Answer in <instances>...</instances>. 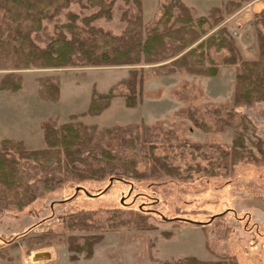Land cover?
<instances>
[{
    "label": "rangeland",
    "instance_id": "1",
    "mask_svg": "<svg viewBox=\"0 0 264 264\" xmlns=\"http://www.w3.org/2000/svg\"><path fill=\"white\" fill-rule=\"evenodd\" d=\"M141 1L146 35L157 23L162 10L158 0ZM185 2L197 6L205 15H199ZM185 2L194 9L195 19L209 17L215 7L222 9L224 20L249 5H252L250 10L264 8V0H254L242 3L235 13L227 14L224 7L228 0ZM73 9L80 11L78 6ZM124 11H127L126 19ZM243 11L239 14L240 22L230 25L231 30L224 21L201 34L199 42L212 37L211 49L207 51L209 59L219 60L225 52L215 48L222 25L231 32L240 53L247 55L245 58L258 57L253 19L261 11L250 16L252 18ZM83 13L90 14L89 11ZM134 13L132 5L116 0L112 19H101L97 24L121 36ZM3 15L0 10V18ZM198 43L187 50L197 48ZM200 51L198 49V53ZM209 59L200 63L201 69L211 67ZM217 66L215 76H205L183 71L169 73L171 69H160L157 65H140L138 68H143L144 76L141 103L130 108L119 97L97 116L86 113L92 91L106 93L128 76L132 67L8 71L21 77L25 75L28 87L35 86L36 82L38 89V79L59 78L58 101L41 100L40 108L41 118L54 120L57 127L73 123L96 126L101 131L142 124L144 129L138 134V141L131 140L128 146H121L118 140L110 142L119 157L136 160L140 176L138 180H131L132 184L114 182L110 187L109 178L68 182L62 188L46 192L22 212L0 211V264H36L34 254L42 250L53 251L54 261L38 264H175L176 260L189 256L205 261L235 258L240 264H264V156L256 147L258 138L264 139V104L250 110L248 119H244L242 113H232V119L228 117L226 112L232 110L234 100L236 69ZM117 93L122 94V89ZM216 107L224 110L220 116L214 112ZM189 111H196L197 117L207 124L197 126L189 119ZM227 120L231 124H223ZM239 135L244 138L242 154L246 159L236 165L227 159L222 169H216L215 154L191 151L185 146L219 145L226 149ZM43 147L46 148V144ZM153 156L163 159L173 172L161 168ZM41 176L38 175L37 180ZM78 187H84L94 197L83 191L77 193ZM2 190L0 183V192ZM84 212L94 213L88 224L95 229L71 230L64 226L65 218ZM217 214H222L223 218L206 226L198 224L209 222ZM143 224L152 229H143ZM91 235H103V240L94 245L91 257L68 251L69 239L82 244ZM71 257L76 259L72 261Z\"/></svg>",
    "mask_w": 264,
    "mask_h": 264
},
{
    "label": "trees",
    "instance_id": "2",
    "mask_svg": "<svg viewBox=\"0 0 264 264\" xmlns=\"http://www.w3.org/2000/svg\"><path fill=\"white\" fill-rule=\"evenodd\" d=\"M121 1L126 6L132 5L135 8V16L128 19L126 32L117 36L97 24L98 20L112 19L116 0H0V10L4 12L0 18V70L132 67L128 76L106 93L95 89L92 91L86 113L97 116L119 97L130 108L141 103L144 76L143 68H138L140 65H157L160 69H171L169 73L183 71L215 76L218 73L217 65L220 64L236 69L232 110L225 111L228 117L232 119V113H242L243 118L248 119L250 110L264 104V10L253 19L259 44L256 60L243 58L225 25L218 29L220 41L215 47L217 51L225 52L219 60H215L209 59L207 52L211 49L212 37L199 41L201 34H206L208 29L225 21L219 7L213 8L209 17L195 19L194 9L182 0H158L162 15L144 35L142 1ZM250 1L254 0H228L224 8L227 14H233L242 3ZM73 6H78L80 11L76 12ZM83 11H89L90 14ZM126 16L127 11H124L123 18L126 19ZM196 43L197 48L187 50ZM198 49L201 50L200 53ZM205 59H209L211 66L206 70L201 69L200 64ZM38 83L43 100L58 101L59 78L42 77L38 79ZM21 87L22 77L14 73L7 74L1 82L3 90L17 92ZM118 89H122L123 93L118 94ZM223 111L218 107L214 110L218 116ZM196 113L189 111L187 115L197 126L204 127L207 123L200 116L197 117ZM54 122L49 119L41 125L46 148L28 150L23 143L14 141H3L0 144V183L4 187L0 192L1 212H22L46 192L62 188L68 182L109 178L111 187L114 182L132 184L131 180H138L140 175L136 170V160L119 157L112 150L110 142L118 140L122 143L121 146L132 144L131 140L137 142L144 125L114 126L98 131L96 126L65 123L57 127ZM241 122L244 124L243 120ZM223 124H231V121L227 120ZM246 128L244 125L243 129ZM258 139L256 147L264 156V139ZM185 146L191 151L215 154L218 158L216 169H222V163L227 159L232 165L246 159L242 154L245 148L242 135L236 137L233 145L226 149L219 145ZM152 159L164 170L173 172L160 157L153 156ZM40 174L41 179L37 180ZM19 186L21 190H18ZM78 191L87 192L88 196L94 197L84 187H78L76 192L79 193ZM142 210L140 207V212ZM93 214H72L64 219V226L71 230L95 229L88 224ZM218 218H223V215H214L209 222L198 224L210 225ZM143 229L150 230L152 227L143 224ZM102 240L103 235H91L82 244H78L72 238L68 240V251L74 254L84 253L88 258L93 255L94 245ZM75 259L71 257L72 261ZM175 264L239 263L235 258L229 261H205L189 256L176 260Z\"/></svg>",
    "mask_w": 264,
    "mask_h": 264
},
{
    "label": "crops",
    "instance_id": "3",
    "mask_svg": "<svg viewBox=\"0 0 264 264\" xmlns=\"http://www.w3.org/2000/svg\"><path fill=\"white\" fill-rule=\"evenodd\" d=\"M185 3L194 7L199 15H205L199 11L197 6L188 2ZM251 6L252 5H249L247 9L244 8V11L242 10L245 14H248L249 18H252V15L264 9L261 8L256 11L250 10ZM242 11L238 12L234 17H229L225 20V25L229 30H231V24H238L240 22L241 17L239 14ZM241 55L243 58L247 56L242 51ZM245 59L254 60L256 56L251 55ZM24 73L25 72L22 73V76ZM7 74H9L8 71L0 70V144L3 141H14L23 143L28 150L43 149L45 148L43 147L45 146V141L43 142L41 125L45 120L41 118L40 108L43 106L41 101L43 99L41 98L37 83L34 82L35 86L32 85L28 87L29 83H27V79L24 75L22 77L23 83L20 90L17 92L3 90L1 89V82Z\"/></svg>",
    "mask_w": 264,
    "mask_h": 264
},
{
    "label": "water",
    "instance_id": "4",
    "mask_svg": "<svg viewBox=\"0 0 264 264\" xmlns=\"http://www.w3.org/2000/svg\"><path fill=\"white\" fill-rule=\"evenodd\" d=\"M87 193V192H86ZM34 263H43V262H49V261H54V254L53 251L51 250H42V251H37L34 254L33 258Z\"/></svg>",
    "mask_w": 264,
    "mask_h": 264
}]
</instances>
